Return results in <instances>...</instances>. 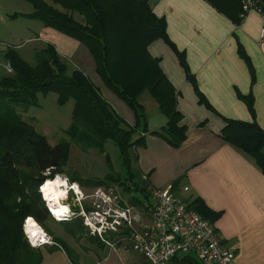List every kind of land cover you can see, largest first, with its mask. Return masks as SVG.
I'll use <instances>...</instances> for the list:
<instances>
[{"label":"crops","instance_id":"0c3cea01","mask_svg":"<svg viewBox=\"0 0 264 264\" xmlns=\"http://www.w3.org/2000/svg\"><path fill=\"white\" fill-rule=\"evenodd\" d=\"M149 4L156 16L163 17L173 48L158 39L146 50L157 59L176 90V109L183 116L180 122L186 126V133L175 148L151 134L162 128L166 118L145 92L138 96L145 115V129L138 126V135L141 133L145 145L134 150L137 160L132 165L143 182L140 188L165 189L189 206L194 201L196 206L200 204L202 217L212 224L223 246L235 253L231 264H264V173L249 154L220 136L225 118L254 121L264 133L260 17L249 11L233 24L205 0H149ZM37 29L33 40L41 42L42 48L53 44L65 62H71L91 80L115 113L128 126H134L135 114L103 85L85 45L40 22ZM179 52L184 66L178 61ZM197 92L210 109L200 102ZM245 99H251L252 112L247 110ZM261 153L264 155V144ZM47 220L43 230L52 237V244L35 247L40 254L38 264H141L144 259L83 234L74 237L65 228L56 227L61 223L54 219L55 227L50 230ZM194 259L193 255L179 253L170 264H200Z\"/></svg>","mask_w":264,"mask_h":264},{"label":"trees","instance_id":"16d2710c","mask_svg":"<svg viewBox=\"0 0 264 264\" xmlns=\"http://www.w3.org/2000/svg\"><path fill=\"white\" fill-rule=\"evenodd\" d=\"M25 1L33 8L29 17L37 18L42 26L85 45L93 56L95 73L107 90L131 108L136 122L134 126H128L79 69L74 68L67 74L65 59L56 53L53 44L47 43L44 49L34 52L36 61L32 66L17 55L14 47L6 49L4 58L12 71L7 76H0V264L40 262L39 251L29 246L21 227L29 216L46 229L45 221L50 218L37 190L43 181L63 174L82 189L108 185L103 179L84 180L68 174L64 167L69 142L47 143L44 135L20 117V111L35 103L37 92H55L58 104L72 100L71 124L66 132L70 142H74L81 152L95 149L97 154L103 153L106 140L113 141L122 165L128 170L124 182L114 180L123 190L132 189L142 194L140 199L133 196L126 199L136 207L142 206L149 196L147 188L137 189L131 174V165L137 160L134 150L145 145L141 133L138 135V126L143 127L145 121L138 96L148 93L166 118L162 128L151 134L175 148L184 141L186 133V126L180 122L183 116L176 109V90L161 71L157 59L146 50L148 44L158 39L165 40L173 48L165 33L163 17L151 11L149 0ZM205 1L225 14L233 24L242 19L240 0ZM177 54L178 61L184 66L183 55ZM196 95L210 109L202 95L198 92ZM245 103L247 110L252 112L251 99H245ZM223 120L225 126L220 131L223 140L249 154L264 173V155L261 153L264 133L260 126L254 121ZM193 203L189 208L202 217L200 204ZM61 224L74 237L83 234L89 240L96 239L88 234L79 217ZM145 261L143 259L141 264H147Z\"/></svg>","mask_w":264,"mask_h":264},{"label":"built area","instance_id":"2783aa9c","mask_svg":"<svg viewBox=\"0 0 264 264\" xmlns=\"http://www.w3.org/2000/svg\"><path fill=\"white\" fill-rule=\"evenodd\" d=\"M240 2V17L249 11L260 17L259 42L264 40V0ZM11 47L0 42V52ZM6 68L12 71L8 61ZM67 183L66 194L60 201L62 206H67V215L58 219L54 215L56 211L43 201L49 218L61 223L79 217L88 234L112 249L134 252L147 264H170L179 253L193 255L200 264H231L235 258V253L223 246L212 224L190 209L187 201L168 190L147 188L149 196L142 200V206L136 207L110 185L93 187L85 194L77 183L75 188L74 183ZM25 227L26 218L21 229L24 236H28L29 246L38 248L42 244H52L50 236L40 225L33 241L25 233Z\"/></svg>","mask_w":264,"mask_h":264},{"label":"rangeland","instance_id":"374dc122","mask_svg":"<svg viewBox=\"0 0 264 264\" xmlns=\"http://www.w3.org/2000/svg\"><path fill=\"white\" fill-rule=\"evenodd\" d=\"M32 9V5L28 4L25 0H0V42L11 46L15 45L16 48L13 50L29 66H32L36 61L34 52L40 48L44 49L41 42L33 40L34 34L38 32L37 23L40 20L28 16ZM6 62L4 52L2 51L0 52V76L10 74L8 68H6ZM65 63L67 74H69L75 67L69 61ZM145 96L148 98V93H145ZM56 99L57 95L55 92L48 91L46 94L37 92L35 103L32 106L28 105L25 110L20 111L19 115L22 119L29 122L35 131L44 135L47 143L55 144L56 142H60V140L69 142V149H67L68 156L64 167L69 172L68 174H75L84 180L87 178L103 179L110 187H115L123 195L124 199L132 196L139 199L142 195L140 192L132 189L123 190L122 185L117 184L114 180L117 179L124 182L128 170L126 166L122 165V158L113 141L106 140L103 153L97 154L95 149H89L86 153L81 152L74 142H70L66 132L68 125L71 124L72 100H66L58 104ZM131 166L133 182H135L137 188H140L143 182L138 177L135 166ZM58 177H63L65 180L63 174ZM130 185L132 184L130 183ZM80 188L85 194L89 192V189ZM141 200L144 199L141 198ZM46 224L50 230L55 227L52 224V219L47 220ZM59 225L56 227L63 228L64 226L63 224Z\"/></svg>","mask_w":264,"mask_h":264},{"label":"bare ground","instance_id":"6f19581e","mask_svg":"<svg viewBox=\"0 0 264 264\" xmlns=\"http://www.w3.org/2000/svg\"><path fill=\"white\" fill-rule=\"evenodd\" d=\"M57 177L58 175L55 177V178H52V179H49V180H46V181H43V183L41 184V187L39 188V192L40 194L42 195V198L44 199V201L46 202L47 206L48 207H51V209H53L54 211H58V209L60 207H67V206H62L61 203L63 202H60V201H63V198L65 196V189L68 187V183L67 181H65L62 178H59L61 183H59V185H57L55 182L57 180ZM53 182V190L50 191L47 195L48 197H51V196H55V199H49L46 197L45 195V192L42 191V188H43V185L46 183V182ZM76 187V184L74 186V188ZM61 193H63V195H61ZM56 212H54V215H56ZM29 219H31L32 223L30 224L29 223ZM38 225L37 223L35 222V220H33L31 217H27L26 218V227H25V233H28L29 237L31 238L30 240L33 241L34 238L36 237L32 235V232H36L37 234V231H38Z\"/></svg>","mask_w":264,"mask_h":264},{"label":"clouds","instance_id":"9594fccd","mask_svg":"<svg viewBox=\"0 0 264 264\" xmlns=\"http://www.w3.org/2000/svg\"><path fill=\"white\" fill-rule=\"evenodd\" d=\"M65 181H67V180L65 179ZM67 182H68V181H67ZM55 183H56L57 185H59V183H61L59 177H57V180H56ZM52 190H53V182L49 181V182H46V183L43 185L42 191L45 192L46 197L49 198V199H55V196L48 197V195H47V194H48L50 191H52ZM61 195H63V193H61ZM68 211H69V210H68L67 207H60V208L58 209V211L56 212V216H57V218L59 219L61 216H66L67 213H68ZM29 223H30V224L32 223L31 219H29ZM32 235L35 236V235H36V232H32ZM25 238H28V236H26Z\"/></svg>","mask_w":264,"mask_h":264}]
</instances>
